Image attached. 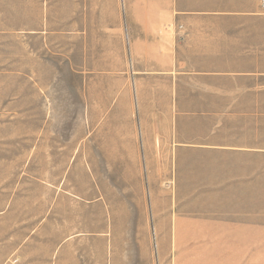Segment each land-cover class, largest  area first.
<instances>
[{
  "label": "rangeland",
  "instance_id": "obj_1",
  "mask_svg": "<svg viewBox=\"0 0 264 264\" xmlns=\"http://www.w3.org/2000/svg\"><path fill=\"white\" fill-rule=\"evenodd\" d=\"M83 4L0 0V264H264V0Z\"/></svg>",
  "mask_w": 264,
  "mask_h": 264
},
{
  "label": "crops",
  "instance_id": "obj_2",
  "mask_svg": "<svg viewBox=\"0 0 264 264\" xmlns=\"http://www.w3.org/2000/svg\"><path fill=\"white\" fill-rule=\"evenodd\" d=\"M86 0H83V3ZM89 5L88 7L86 4H83L82 13L83 15H86L88 13L95 14L96 12H99L100 10V1L101 6L104 8V0H88ZM116 96H114V99L109 102H115ZM144 124V122H143ZM141 121H139L140 128L139 130H132L131 132V142L123 143L121 141H114L112 148L114 150H153V149H160V148H170V144L167 145H160L162 143L159 140V137L154 138L153 131H150L141 125H143ZM142 157V160H144V163L146 165L150 164L148 161V156ZM214 231L211 233V237L214 238V242L212 244L215 245H228V246H237L241 247L244 245H248L251 240V233L252 230L249 226V224L239 222V223H227L224 225H216L213 227ZM263 232L261 229H257V233H253L252 235L256 238L260 235V233ZM259 234V235H258ZM262 234V233H261ZM211 237H209L211 239ZM209 238H201L208 240ZM210 243V242H204ZM225 261V264H244L249 263V260L246 257L242 256V254H236L235 256H229V257H221L219 258V261Z\"/></svg>",
  "mask_w": 264,
  "mask_h": 264
}]
</instances>
